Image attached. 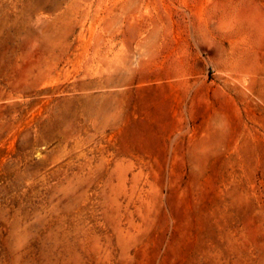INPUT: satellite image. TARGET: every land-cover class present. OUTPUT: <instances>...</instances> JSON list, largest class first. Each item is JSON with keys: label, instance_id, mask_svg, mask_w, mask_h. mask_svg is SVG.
Returning <instances> with one entry per match:
<instances>
[{"label": "rangeland", "instance_id": "374dc122", "mask_svg": "<svg viewBox=\"0 0 264 264\" xmlns=\"http://www.w3.org/2000/svg\"><path fill=\"white\" fill-rule=\"evenodd\" d=\"M0 264H264V0H0Z\"/></svg>", "mask_w": 264, "mask_h": 264}]
</instances>
